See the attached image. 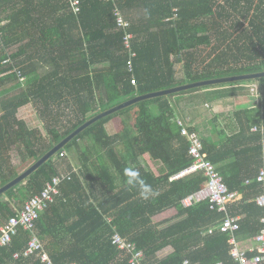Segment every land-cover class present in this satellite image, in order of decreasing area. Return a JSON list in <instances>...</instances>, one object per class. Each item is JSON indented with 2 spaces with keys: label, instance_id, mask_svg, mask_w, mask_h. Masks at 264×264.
Masks as SVG:
<instances>
[{
  "label": "trees",
  "instance_id": "16d2710c",
  "mask_svg": "<svg viewBox=\"0 0 264 264\" xmlns=\"http://www.w3.org/2000/svg\"><path fill=\"white\" fill-rule=\"evenodd\" d=\"M117 5L134 34L136 84L130 82L112 3L80 0L75 13L69 0H0V186L20 172L18 165L31 164L89 117L133 96L264 70V0H118ZM246 82L253 81L203 88ZM257 83L258 107L233 113L238 129L217 140L202 139L228 189L242 194L228 206L231 217L239 216L235 235L241 249L263 226V209L254 198L261 192L255 179L264 156V78ZM175 95L139 102L85 129L0 196V225L53 176L69 173L34 228L54 264H128V255L111 244L114 232L143 250L144 264H235L230 234L217 229L208 234L224 213L211 210L206 200L181 205L206 176L201 171L178 176L193 158L175 123ZM27 105L34 107L41 130L18 116ZM118 117L121 130L109 134L106 124ZM71 146L78 164L68 157ZM157 163L163 170L154 172ZM173 176L178 177L170 180ZM169 208L183 217L159 228L152 217ZM29 238L19 229L0 248V264H41L35 255L12 258ZM167 246L172 251L160 257Z\"/></svg>",
  "mask_w": 264,
  "mask_h": 264
},
{
  "label": "built area",
  "instance_id": "2783aa9c",
  "mask_svg": "<svg viewBox=\"0 0 264 264\" xmlns=\"http://www.w3.org/2000/svg\"><path fill=\"white\" fill-rule=\"evenodd\" d=\"M104 2H110L113 4L112 14L115 19V25L118 30L123 31L122 44L123 50L127 55V71L131 74V84H136L133 75L134 66L133 59L136 57V52L133 50L132 43L134 34L128 31L130 23L125 19L123 13L117 5L118 0H102ZM70 6L73 12L79 11L80 0H69ZM176 11V9H174ZM2 23H0V26ZM2 32L0 31V37ZM20 81L24 80L21 72L14 69ZM253 96L257 100L260 99V91L258 85L250 87ZM175 123L180 128L181 136H184L189 143L188 153L193 158L192 165L182 173L201 171L206 180L203 183V187L195 191L192 194L184 197L181 200L183 207H190L201 201H208L209 208L216 210L217 212L224 213V218L216 227L208 229V234H211L213 230L217 229L222 233H229L230 238L228 240L231 245L229 254L235 264H264V156L261 166L256 176V181L261 186V192L254 198V202L257 206L263 209V216L260 219L262 228L252 236L251 244L246 249H241L239 241L236 237V232L239 229V217H231L228 213V205L239 200L241 195L237 191H230L223 181L222 176L216 169V166L208 159L206 152L204 151L203 142L197 131L190 128L189 125L183 122L179 117L175 118ZM253 131H257V127L252 128ZM261 133L263 129L260 128ZM65 153H60L63 156ZM176 177V176H174ZM173 177V178H174ZM69 173L59 172L47 181L43 189L38 193L29 197L23 204L22 208L18 210L15 215L10 216L0 225V248L8 246L14 235L17 234L19 229L28 231L30 238L27 240L25 247L21 251L13 253L12 258L18 259L22 257H30L35 255L41 264H54L50 259L48 253L45 251L42 243L39 241L34 233L36 220L40 214L47 207V205L53 202L55 196L59 194V186L64 180H70ZM248 183V181H246ZM111 244L116 249L124 252L128 255V264H144V252L136 247L134 242L128 241L125 237L119 233L114 232L110 238ZM187 264V261L184 262ZM222 264V263H217Z\"/></svg>",
  "mask_w": 264,
  "mask_h": 264
},
{
  "label": "crops",
  "instance_id": "0c3cea01",
  "mask_svg": "<svg viewBox=\"0 0 264 264\" xmlns=\"http://www.w3.org/2000/svg\"><path fill=\"white\" fill-rule=\"evenodd\" d=\"M199 99L204 101L203 105L206 109L200 110V107L197 106V101ZM171 102L175 108V118L179 117L184 123L189 125L190 128H193L195 131H197L201 140H217L218 135L220 134L229 135L233 131H236L238 129V124L233 116V113L244 109H256L259 104V102L256 100V97L253 96L249 84L244 83L203 88L194 92L175 95L173 96V100ZM113 124H115V122L113 123L110 121L105 126L109 134L115 133L114 130L111 131ZM159 166H161V164L157 163L156 166H151V170L156 172L155 167ZM159 168L163 170L162 167ZM111 173L114 175L116 186L117 184L121 185V181L119 178H117L115 171ZM183 174L185 173H181L178 176ZM178 176H173L174 178L171 177L170 180L175 179ZM182 217L183 215H178V212L175 208H169L152 217V220L158 225L159 228H163L171 223L179 221ZM237 239L240 241L239 238ZM250 242L247 246L251 244ZM171 251V246H167L162 249L158 255L163 257L169 254Z\"/></svg>",
  "mask_w": 264,
  "mask_h": 264
},
{
  "label": "water",
  "instance_id": "95a60500",
  "mask_svg": "<svg viewBox=\"0 0 264 264\" xmlns=\"http://www.w3.org/2000/svg\"><path fill=\"white\" fill-rule=\"evenodd\" d=\"M264 78V70L258 72H251L245 74H235L228 76H221L209 79L198 80L194 82H187L179 84L170 88L160 89L152 92L138 94L125 101H122L110 108H107L99 113L89 117L86 121L72 130L68 135L62 138L58 143L52 146L48 151L41 155L38 159L29 164L25 169L20 171L15 177L0 186V196L4 195L8 190L15 187L21 182H24L31 174L37 171L42 165H44L49 159L54 157L56 153L63 149L69 142L82 133L85 129L96 123L97 121L115 114L118 111L129 108L139 102L151 100L158 97H167L172 94H178L197 88H203L207 86H216L221 84H229L243 81H257Z\"/></svg>",
  "mask_w": 264,
  "mask_h": 264
},
{
  "label": "rangeland",
  "instance_id": "374dc122",
  "mask_svg": "<svg viewBox=\"0 0 264 264\" xmlns=\"http://www.w3.org/2000/svg\"><path fill=\"white\" fill-rule=\"evenodd\" d=\"M127 20V19H126ZM0 23H2V22H0ZM208 50H209V48H205L204 49V51H203V56H205L206 54H207V52H208ZM180 70H181V68H178L177 67V71H178V73L180 72ZM255 84V85H258V83L256 82V81H253L252 83H250V82H246V83H244V84H249V86L251 87L252 86V84ZM253 84V85H254ZM186 93H190V92H186ZM180 94H185V93H182V92H180V93H178V94H176V95H180ZM173 100V97H172V99H171V101ZM257 100V99H256ZM194 102H195V100H194ZM257 102H259V100H257ZM196 103V102H195ZM204 101H201V99H199L198 101H197V106L198 107H200V110H204V109H206V108H204ZM136 105V104H135ZM134 106V105H133ZM18 116L20 117V118H23L28 124H30V127H32V126H37L40 130H41V124L39 123V120L35 117V109H34V107H32V106H30V105H27V106H24L23 108H21L20 110H19V112H18ZM115 122V124H113V128L111 127V131H117V130H121V127H122V124H120V118L118 117V118H116V119H114V121H113V123ZM75 148H73V146H71L68 150H67V152H68V157H71V159H72V162L74 163V164H78V159H77V156H75L76 154V152H75V150H74ZM11 153H12V160H13V163L15 164V165H17L18 164V158H16V154H14L15 152L14 151H11ZM65 155H66V153H65ZM71 155V156H70ZM55 157V156H54ZM54 157H52V158H54ZM29 165V162H27L26 164H24V165H18V169H19V171H22L23 169H25L27 166Z\"/></svg>",
  "mask_w": 264,
  "mask_h": 264
}]
</instances>
